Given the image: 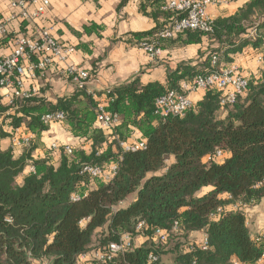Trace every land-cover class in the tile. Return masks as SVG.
<instances>
[{"label":"trees","instance_id":"16d2710c","mask_svg":"<svg viewBox=\"0 0 264 264\" xmlns=\"http://www.w3.org/2000/svg\"><path fill=\"white\" fill-rule=\"evenodd\" d=\"M166 5L148 0L157 27L134 34V41L151 42L174 21ZM213 20V33L188 30L162 41L161 48L166 41L207 45L196 64H180L164 83L135 79L108 91L104 103L78 88L55 103L38 95L18 102L8 126L34 139L18 157L0 147V264H76L125 234L145 242L134 241V249L111 264H150V255L158 264L166 255L173 264H258L264 235H252L247 213L264 200V67L245 76L247 88L231 107H223L222 92L212 88L182 117L155 113L156 101L181 92L182 83L235 65L233 57L246 48L264 51V0H248L234 15ZM102 105L117 117L109 130L98 123ZM7 109L0 105V117ZM55 112L82 143L72 154L60 146L58 162L52 149L34 154L51 127L42 117ZM135 141L146 148L124 153L120 143ZM111 165L118 172L110 181L82 174L84 166ZM133 195L135 202L121 207ZM139 222L145 226L136 232ZM157 230L169 232L167 242H153ZM195 233L202 236L191 239Z\"/></svg>","mask_w":264,"mask_h":264},{"label":"crops","instance_id":"0c3cea01","mask_svg":"<svg viewBox=\"0 0 264 264\" xmlns=\"http://www.w3.org/2000/svg\"><path fill=\"white\" fill-rule=\"evenodd\" d=\"M220 1V0H219ZM248 0H232L229 4L210 9L213 19L229 17L236 13ZM50 7L45 16L34 23L25 22L20 17V11L12 8L9 0H0V25L5 27V33L0 35V59L9 56L15 47L16 39L23 36L36 37L39 29L45 26L54 28L53 35L61 43L72 46L76 53L70 57L65 68L74 65L86 71L90 79L85 83L86 93L104 103L107 92L117 87L129 84L139 79L142 84L159 81L164 83L170 71L180 64H196L200 59L199 51L205 53L207 45L183 46L173 41L163 42L162 55L151 60L148 55L138 48L133 39L134 34L147 33L157 27V21L151 16V8L147 7L148 0H49ZM141 7H145L143 11ZM164 19H159L162 25ZM4 39V40H3ZM2 40V42H1ZM234 64L247 77L257 75L264 66L258 63V53L246 48L236 55ZM27 90H37L39 97L49 102H56L60 97L72 95L77 87L66 76L59 72L56 66L39 75L38 78L28 80ZM11 89L0 90V105L8 106V97ZM204 92L191 93L190 99L196 102ZM35 95V96H36ZM18 105V102H17ZM16 109L11 116L15 115ZM0 126V147L2 150L12 149L16 157L27 148H13L10 137V119L6 117ZM9 116V117H11ZM26 134L25 129H21ZM41 146L34 153L36 157L44 155V150L51 149L56 143L59 146L78 147L81 142L72 138L68 129L62 124H54L42 135ZM55 162L59 161V151H52ZM136 196H131L121 207H127L135 202ZM249 228L252 235H264V200L247 213ZM202 235L195 233L190 238ZM143 244L145 239L138 236L134 240ZM39 264V263H37ZM258 264H264L260 260Z\"/></svg>","mask_w":264,"mask_h":264},{"label":"built area","instance_id":"2783aa9c","mask_svg":"<svg viewBox=\"0 0 264 264\" xmlns=\"http://www.w3.org/2000/svg\"><path fill=\"white\" fill-rule=\"evenodd\" d=\"M12 8L20 11L23 21L34 23L41 20L48 8L49 0H9ZM238 1V0H235ZM232 0H167L165 9L174 13V21L162 29L151 41L136 42L138 48L144 51L151 60H156L162 55L161 44L164 40L176 39L184 31H198L202 33H213L214 20L210 15V9L220 5L229 4ZM54 28L45 26L39 29L36 37L23 36L15 41L13 52L0 59V90L11 89L8 97L9 110L6 117L11 116L12 111L18 108L17 102L31 99L37 94V90L25 89L28 80L35 81L38 75L43 74L51 67L56 66L59 72L72 80L78 89H84L85 83L90 79L86 71L80 70L74 65H67L71 56L76 53L72 46L58 41L53 35ZM5 33V27L0 25V35ZM214 58V63L216 62ZM258 63L264 65V51L258 54ZM247 79L237 65L229 66L218 73L208 77H198L193 82L182 83L181 92H169L156 101V115L162 119L170 117L177 118L185 115L192 107L191 93L204 92L216 88L222 92L221 105L231 107L237 98L243 95L247 88ZM65 120L63 113H48L42 117L45 125L52 126L61 124ZM117 121V117L108 114L104 106H100L98 123L104 130H109ZM4 123V117H0V126ZM138 136H141L140 134ZM10 137L13 148H29L34 137L32 134H23L21 129H11ZM124 153L137 152L146 148L144 141L131 143H120ZM53 151H59L60 146L56 143L51 145ZM65 152L72 154V147L65 146ZM220 155V154H219ZM30 172L34 168H29ZM118 172L117 165H111L108 169L99 166H84L82 174L94 178H105L110 181ZM73 200L78 198L73 197ZM145 226L139 222L136 232ZM178 224L173 226L171 233L177 231ZM169 232L157 230L153 235V242L157 244L167 242ZM203 249L207 248V239H204ZM134 249V238L125 234L117 242L109 243L103 249H94L81 255L76 264H111L118 257ZM150 264H158V257L150 255ZM261 260H264V256Z\"/></svg>","mask_w":264,"mask_h":264},{"label":"rangeland","instance_id":"374dc122","mask_svg":"<svg viewBox=\"0 0 264 264\" xmlns=\"http://www.w3.org/2000/svg\"><path fill=\"white\" fill-rule=\"evenodd\" d=\"M164 264H173L174 257L172 255H166L163 257Z\"/></svg>","mask_w":264,"mask_h":264}]
</instances>
